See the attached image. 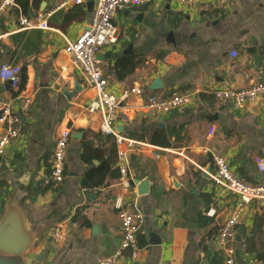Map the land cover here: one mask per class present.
Wrapping results in <instances>:
<instances>
[{"label": "crops", "instance_id": "1", "mask_svg": "<svg viewBox=\"0 0 264 264\" xmlns=\"http://www.w3.org/2000/svg\"><path fill=\"white\" fill-rule=\"evenodd\" d=\"M26 1V10L17 3L0 20V67L17 66L26 77L22 90L0 81V103L18 110L25 96L32 98L21 136L0 160V210L14 183L28 175L31 217L57 219L37 250L50 249L47 264H98L114 255L123 240L116 209L122 195L118 146L102 131L100 114L86 110L96 93L66 55L64 39L75 41L88 27L95 0L53 14L51 30H25L20 18L45 17L58 0ZM114 25L117 43L99 55L110 90L120 98L135 86L145 89L142 98L121 101L116 127L152 147L131 155L132 191L125 197L137 201L144 215L138 235L143 257L133 264H226L216 239L237 197L222 191L202 169L215 171V153L241 179L264 184L255 163L264 157V100L238 110L214 96L220 89L264 84V0L194 5L156 0L118 12ZM158 78L163 88L151 90ZM186 94L194 101L183 109L165 114L145 108L150 96ZM66 130L71 141L65 181L53 190L43 181ZM86 152L91 156L87 162ZM135 181L147 186L145 193ZM211 210L214 217L207 215ZM60 223L66 225L65 238L57 243L52 234ZM233 246L235 264H264V201L247 207ZM122 264H132L129 253Z\"/></svg>", "mask_w": 264, "mask_h": 264}, {"label": "built area", "instance_id": "2", "mask_svg": "<svg viewBox=\"0 0 264 264\" xmlns=\"http://www.w3.org/2000/svg\"><path fill=\"white\" fill-rule=\"evenodd\" d=\"M156 0H95L92 17L88 30L81 33L75 41L66 40L65 53L71 59L73 65L81 71L87 84L92 88L96 97L89 103L87 111L92 114H100L102 131L114 137L118 146V170L120 174L119 187L122 195L116 201L120 228L123 240L120 248L110 257L102 258L98 264H122L126 254L129 253L131 263L141 261L143 249L139 246L138 235L144 224V215L137 201L126 199L130 195L133 180L131 174V155L145 152L152 148L148 144L122 135L116 127L121 101L130 97L145 95V89L141 86L125 91L117 98L110 90L108 80L101 69L99 55L101 51L117 43L118 30L114 20L118 12L127 8H140ZM179 4L194 5L205 0H175ZM85 0H58L57 4L45 17L30 19L24 15L20 18V24L25 30H51L48 19L58 11L71 6H82ZM18 7L16 0H0V20L7 12ZM236 57V54L234 55ZM0 81L9 84L13 89H20L22 83V70L17 66L2 65L0 67ZM217 100L231 102L235 109L244 110L251 102L264 100V84H254L243 90L220 89L214 93ZM194 97L191 94L173 95L168 98L150 96L145 102V108L157 113H170L192 105ZM32 98L25 96L18 110L9 104L0 103V160L5 156L11 144L21 136V118L30 112ZM71 141V132L64 131L57 141L52 168L50 174L44 178V185L53 190L62 186L65 181L66 156ZM211 151L204 149L205 154ZM212 161L215 167L213 173L202 169L213 183L222 191L237 197L231 217L220 229L216 239L218 249L225 257L226 264H235L234 242L238 228L243 224V216L247 207L255 201H264V184L253 185L238 177L232 170L228 160L218 154L212 153ZM255 163L258 171L264 175V157H256ZM1 214V210H0ZM214 217L215 210L207 213ZM65 224L60 223L53 231L52 238L60 243L65 238ZM249 241L243 243L246 250Z\"/></svg>", "mask_w": 264, "mask_h": 264}, {"label": "water", "instance_id": "3", "mask_svg": "<svg viewBox=\"0 0 264 264\" xmlns=\"http://www.w3.org/2000/svg\"><path fill=\"white\" fill-rule=\"evenodd\" d=\"M87 30L88 27L83 32ZM162 88L161 78L156 79L150 86L151 90ZM79 91V85H76L75 92ZM147 117L151 118L152 114ZM20 118L24 119L23 116ZM215 118L210 117V120ZM27 177L28 175L14 183L0 214V264H47L50 259V249L42 252L37 250L41 238L54 227L57 219H54V215L37 221L31 217L28 203L33 190ZM135 182L142 187L141 194L145 193L147 186H142L140 181Z\"/></svg>", "mask_w": 264, "mask_h": 264}, {"label": "trees", "instance_id": "4", "mask_svg": "<svg viewBox=\"0 0 264 264\" xmlns=\"http://www.w3.org/2000/svg\"><path fill=\"white\" fill-rule=\"evenodd\" d=\"M16 1H17L18 4H21L23 6V9L26 10V5H27V1L26 0H16ZM25 85H26V77L25 76H22L21 90L24 89ZM83 157H84V161H86V162L91 159L90 158L91 156H90V154H88V152H86L83 155ZM47 190L48 189H45L44 191H47ZM205 251L207 252V248L205 249Z\"/></svg>", "mask_w": 264, "mask_h": 264}]
</instances>
